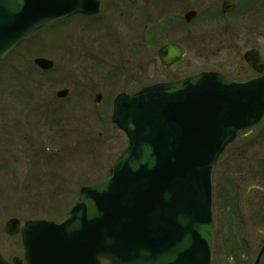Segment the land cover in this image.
<instances>
[{"label":"rangeland","instance_id":"1","mask_svg":"<svg viewBox=\"0 0 264 264\" xmlns=\"http://www.w3.org/2000/svg\"><path fill=\"white\" fill-rule=\"evenodd\" d=\"M110 1L112 13L107 22L97 25L102 13L94 19L78 15L65 19L56 33L50 32L55 26L20 43L6 59L9 64L4 60L7 66L0 65V253L8 261L23 253L20 235L5 232L9 218L16 217L21 224L28 219L62 220L79 188L103 175L126 146V136L113 126L105 104L94 105L91 97L74 109L53 104L56 90L81 81L77 77L80 68L96 83L103 79L113 96L125 88L135 91L147 83L203 70L247 80L254 73L244 52L254 48L264 58V0H228L234 5L225 12L221 5L227 0ZM190 10L195 13L187 22L184 18ZM118 39L122 45L117 49ZM169 42L180 44L185 52L173 71L166 70L157 56L158 48ZM100 45L104 50H97ZM134 51H138L136 56L130 58ZM18 54L23 59L11 63ZM36 56L51 59L53 68L38 72L44 84L39 82L43 85L35 92L41 97L38 101L43 107L38 113L44 125L38 117L41 136L29 142L22 133L26 119H31L26 117L31 109L24 106L29 88L23 76L15 74L17 67L10 72V63L20 69L29 67L32 77L37 71L30 64ZM95 60L98 75L93 73ZM46 87L54 89L52 95ZM55 114L57 118L52 117ZM62 117L70 123L59 120ZM212 215L211 264H253L264 243V116L240 131L215 162ZM259 264H264V254Z\"/></svg>","mask_w":264,"mask_h":264},{"label":"water","instance_id":"2","mask_svg":"<svg viewBox=\"0 0 264 264\" xmlns=\"http://www.w3.org/2000/svg\"><path fill=\"white\" fill-rule=\"evenodd\" d=\"M78 2L0 0V59L48 22L98 10ZM230 6L223 3V10ZM161 56L168 63L181 53L167 45ZM245 58L261 70L255 50ZM263 113L264 75L237 83L220 73H200L118 97L112 120L129 145L107 175L80 189L61 224L24 223L27 264H100V257L111 264H210L212 166L237 131ZM5 230L16 233L19 221L9 219ZM263 252L264 244L254 264ZM0 264L8 263L0 256Z\"/></svg>","mask_w":264,"mask_h":264},{"label":"flooded vegetation","instance_id":"3","mask_svg":"<svg viewBox=\"0 0 264 264\" xmlns=\"http://www.w3.org/2000/svg\"><path fill=\"white\" fill-rule=\"evenodd\" d=\"M100 2V10L98 13L96 14H93V15H89V16H85V15H78V16H82V17H88V19H94L95 17L93 16H98L100 13L103 14V16H100V18H98V24L97 25H101L102 23H105L107 22L110 17H111V10H110V6H113L111 1L110 0H99ZM122 13H120L121 15ZM80 18V17H78ZM102 21V22H101ZM95 24V22H94ZM56 26V27H55ZM96 26V25H95ZM52 27H55L54 29L50 30V32H55L56 33V29L59 27V22L57 23H54V24H50L48 25L45 29L48 30L49 28H52ZM94 40H96V38H94ZM93 40V43L96 47V42ZM121 39H118L115 41V46L117 45V49L119 47H121L122 44H120V41ZM169 43H175V42H169ZM43 45H45L43 43ZM54 47V45L52 46ZM101 48H97L98 51H102L104 50V46L100 45ZM56 48V47H55ZM107 48H109V45L107 44ZM44 49V47H43ZM45 51V49H44ZM58 53H59V50H56ZM138 51H134L131 53L130 55V58L132 56H136ZM106 54H107V51H106ZM129 55H125L124 58H128ZM157 56L159 58V53L157 52ZM45 57V56H44ZM48 58V57H47ZM105 58V55L103 54L102 58L103 59ZM99 59V60H101ZM133 59V58H132ZM77 60L75 62V65L77 66ZM96 62V60H95ZM104 62L106 63L107 62V59H104ZM133 62V60H132ZM97 63L96 62V67L93 69V73L94 75H98L100 72H98V69H97ZM161 63V61H160ZM94 65V64H93ZM161 65L166 69V70H169V71H173L174 69H169L168 66H165L164 64L161 63ZM79 67V66H78ZM53 68V67H52ZM51 68V69H52ZM48 70L44 71V72H47ZM84 69L83 68H80V71L77 72V77H81V81H76L74 82V87H71L68 88V87H64L67 89V94L66 96L64 97H57L56 93L60 90H56V92L54 93V98H52V101L55 103V105H59L61 108L59 109H62L63 107L68 109V108H73L77 105H80V103L84 102V101H89L90 100V97H91V101L92 103L95 105L94 103V100H100V104L99 105H102V104H105V105H111L113 104V100L115 98V96L121 92H125L127 94H131L137 90H132V89H123L121 91H118L115 95L112 96V93L110 92V90H108L106 87H105V83L103 82V79H101L100 81H98L97 83L95 82V78L89 74V73H85L83 72ZM106 71H103L102 73L104 74ZM80 75V76H78ZM90 76V79L89 80H85V78L89 77ZM173 79H176V78H165V79H160L158 81H169V80H173ZM158 81H155V82H158ZM101 85L99 87H95L96 84H100ZM110 83V87H111V82ZM154 83V82H153ZM44 84V82H43ZM42 83H38V82H35L34 80L31 81L30 84H28V88L29 90L27 91V96H28V99H30V103L27 105L28 106V109L30 110L31 109V113H28L26 115V117H34L32 118L29 122H28V125H29V129L26 130V134L27 135H33L36 131H39L40 129V123H39V120L36 118V117H42L41 113H38V111L43 107L40 103H39V99L41 98L39 95H36V88H34V85L37 86V88L41 85H43ZM151 84V83H149ZM95 88L94 92H92V90ZM39 89V88H38ZM62 89V88H61ZM46 90H47V94H53V90H50L49 87H46ZM69 95V96H68ZM95 95L97 97H95ZM35 102V103H34ZM54 117V116H52Z\"/></svg>","mask_w":264,"mask_h":264},{"label":"bare ground","instance_id":"4","mask_svg":"<svg viewBox=\"0 0 264 264\" xmlns=\"http://www.w3.org/2000/svg\"><path fill=\"white\" fill-rule=\"evenodd\" d=\"M35 37L36 36H32V37H30L29 39H35ZM26 48H28V49H30V46H26ZM13 51L14 50H11V52L9 53V54H7L6 55V57H5V59L4 60H6L8 57H9V55L11 56L12 55V53H13ZM19 56H17L14 60H12L11 59V63H15V62H20V55L21 54H18ZM17 59V60H16ZM6 63H8L9 64V60H6L5 61ZM10 63V65H11V71H13V68L14 67H17L16 69H14V70H18V72H15L16 74L17 73H19L20 75H22L23 77H24V80H25V82L27 83V84H30L31 83V81H33L35 78L37 79V81L38 82H41L42 80H40V79H38L37 78V74H32L33 76L31 77V73H29L28 72V68H26V69H20L21 68V66H15L14 64H11ZM29 65V64H28ZM32 68H34L36 71H37V73H38V68L40 67V65L38 64V63H36V64H33V65H30ZM14 72V71H13ZM43 82V81H42ZM34 88H36V90H37V92H39V89L37 88V86L36 85H34Z\"/></svg>","mask_w":264,"mask_h":264}]
</instances>
